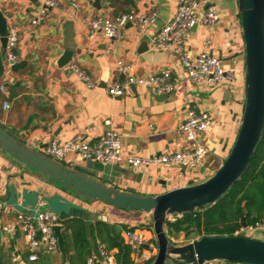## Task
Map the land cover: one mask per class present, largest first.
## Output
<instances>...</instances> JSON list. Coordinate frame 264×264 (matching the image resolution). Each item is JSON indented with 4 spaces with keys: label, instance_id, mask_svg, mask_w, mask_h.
Instances as JSON below:
<instances>
[{
    "label": "crops",
    "instance_id": "crops-1",
    "mask_svg": "<svg viewBox=\"0 0 264 264\" xmlns=\"http://www.w3.org/2000/svg\"><path fill=\"white\" fill-rule=\"evenodd\" d=\"M40 1L0 0V10L9 26L16 27L19 32V62L13 65L6 52L2 53L0 37L3 64L0 127L31 147L42 150L55 138L64 141L83 136L90 143H97L110 128L105 123V119L110 118L111 126L122 137L125 152L145 157L185 149L189 144L177 134L179 125L190 111H208L212 122L203 134V140L209 149V157H216L213 165L218 168L222 164L237 138L245 108V41L237 0L215 3L219 21L211 28L195 26L186 44V51L195 56L209 37L213 52L222 58L226 69L233 71L230 80L215 86L191 83L179 54L172 49L154 47V35L175 14L177 0H101L100 6L94 5L95 0H58L57 6L48 8L44 21L34 25L31 19ZM132 10L147 14L156 12L157 18L143 29L128 23L121 37L114 42L113 53L107 55L106 47L111 40L103 33L90 37L89 21ZM68 25L73 32L71 59L65 47ZM117 58L131 63V73L137 76L171 70L176 89L167 94L137 86L122 97L112 96L106 86L121 77ZM71 63L85 69L97 87H88L81 81L72 71ZM4 102L8 103L7 108L3 107ZM63 159L67 167H81L89 176L139 194H160L196 182L177 184V179L190 177L192 173L179 169L172 171L170 166L135 168L126 163H111L100 170L77 153H69ZM154 185H160L161 190L152 192L157 188ZM55 198H59L56 213L51 209ZM71 207L83 209L84 217L73 218L85 222L89 219L88 228L95 226L98 220L114 226L124 243L127 228L142 229L147 237L156 239L152 230L139 227L146 223L149 213L118 208L101 200L82 201L49 181L41 171L29 168L18 157L0 148V231L7 233L1 236L0 243L4 264H85L88 253L99 246L109 249L97 240V245L93 242L90 251L82 256L70 243L65 256L60 249H42L38 259L30 260L32 250L25 235L20 230L15 233L5 230L20 213L33 215V211L47 210L59 217L60 211ZM73 218L61 222L63 234L65 223ZM192 240L174 241L184 245ZM109 250L116 258L118 248Z\"/></svg>",
    "mask_w": 264,
    "mask_h": 264
},
{
    "label": "built area",
    "instance_id": "built-area-1",
    "mask_svg": "<svg viewBox=\"0 0 264 264\" xmlns=\"http://www.w3.org/2000/svg\"><path fill=\"white\" fill-rule=\"evenodd\" d=\"M32 17L34 25H40L49 7L58 5V0H41ZM76 5V4H75ZM157 13L150 14L140 11H127L115 17H95L89 21V36L94 37L98 33L107 36L111 43L106 47L107 55L113 53V44L122 34L123 28L131 23L139 29L145 28L154 22ZM219 21L217 5L213 0H177V10L173 17L154 35V47L158 50L172 49L180 55V60L188 78L193 84H207L215 86L230 80L234 73L226 69L222 58L211 49V40L207 37L203 43V49L195 56L186 51L192 29L197 25L211 28ZM19 44V32L16 27L9 26L6 44V54L9 62L13 65L19 62L17 47ZM118 73L121 75L111 81L106 90L112 96L122 97L128 94L133 87H144L155 90L158 93H171L176 89V84L171 70L148 75H134L131 73L133 65L121 58L116 59ZM72 71L77 74L81 81L88 87H97L92 76L76 63L70 64ZM1 90L5 88L1 86ZM4 108L8 103L4 102ZM212 122L208 111H190L189 115L179 125L177 134L184 137L189 144L185 149L169 150L149 156H138L126 153L122 137L117 129L112 127L110 118L105 123L110 126L97 143H90L83 136L61 141L57 138L51 140L42 151L50 157L58 160L63 159L69 153H77L86 160H97L104 164L126 163L131 167H149L152 165L176 167L179 170L185 168L207 169L206 158L209 153L208 147L203 140V134ZM179 215H172L169 220H175ZM58 216L47 210H38L36 215L31 213H20L17 220L5 228L6 232L15 233L21 231L28 239L32 253L30 260L38 259V252L42 249L47 251H58V236L54 231ZM256 230L264 231V220L256 221L254 224H243L234 231L233 235L251 236ZM40 231V237L37 236ZM253 237V236H251ZM124 240L131 247V256L134 264H147L154 259L158 253L157 239L146 236L142 229L127 228L124 231ZM86 264H120L111 250L99 246L86 258ZM204 264H242L225 259H214Z\"/></svg>",
    "mask_w": 264,
    "mask_h": 264
},
{
    "label": "water",
    "instance_id": "water-1",
    "mask_svg": "<svg viewBox=\"0 0 264 264\" xmlns=\"http://www.w3.org/2000/svg\"><path fill=\"white\" fill-rule=\"evenodd\" d=\"M237 1L245 41L244 114L229 155L207 179L200 182L191 181L186 186L176 187L160 194H139L117 188L83 171L67 167L42 150L22 142L2 127H0V148L18 157L29 168L44 173L49 181L60 183L62 188L73 190L76 195L86 200H101L118 208L151 213L158 253L150 264H204L214 259L243 264H264L262 239L246 235H208L184 245H177L170 239L165 229V223L170 215L194 213L198 208H204L221 199L249 168L251 157L254 156L264 132V0ZM100 3L101 0H95L94 5L100 6ZM8 31L7 18L0 10L3 54L6 52ZM66 31L65 47L71 59V50L74 49L71 25H68ZM92 165L100 170L105 168V164L97 160H93ZM84 215L83 209L77 207L59 213V223L54 226V231L58 236L59 249L64 256L66 240L61 222ZM242 221L243 225L247 226L245 218ZM90 222L89 219L86 220L87 225H90ZM6 234L0 231V243L1 236ZM40 235L38 231L37 236ZM0 264H4L1 255Z\"/></svg>",
    "mask_w": 264,
    "mask_h": 264
},
{
    "label": "trees",
    "instance_id": "trees-1",
    "mask_svg": "<svg viewBox=\"0 0 264 264\" xmlns=\"http://www.w3.org/2000/svg\"><path fill=\"white\" fill-rule=\"evenodd\" d=\"M2 70L0 52V74ZM243 218L247 224L264 220V132L254 156L251 157L249 168L221 199L204 208H198L194 213H184L175 220H167L165 229L171 240L180 233H184L189 240L208 235H233L243 224ZM71 220L65 223L67 250L72 243L80 255L85 256L92 243L97 245V240H100L109 249L118 248L116 259L120 264H134L131 247L123 242L114 226L98 220L95 226L88 228L83 219Z\"/></svg>",
    "mask_w": 264,
    "mask_h": 264
},
{
    "label": "rangeland",
    "instance_id": "rangeland-1",
    "mask_svg": "<svg viewBox=\"0 0 264 264\" xmlns=\"http://www.w3.org/2000/svg\"><path fill=\"white\" fill-rule=\"evenodd\" d=\"M213 1L216 4L221 3V0H213ZM11 155H13V154H11ZM214 159H216L215 156L210 155V157H209V154L207 155V158H206L207 169H203V168H201V169L185 168L184 171L186 173L187 172H191L192 174L190 175V177L189 176L180 177V179L176 180L177 181L176 183L177 184H179V183H189L190 180H195L196 182H200V181H203V180L207 179L217 169V165H213ZM58 161H60L63 164L67 163L64 159H58ZM87 161L91 164L92 160H87ZM77 168H79L77 170L83 171L82 170L83 168H81V167H77ZM176 169H178V168L171 167L172 171H175ZM169 184H171V182H168V185ZM57 185H59L61 187L60 183H57ZM153 187H157V188L152 189V192H158L159 190H161L160 185H158V186L154 185ZM65 190L68 191V193H70L72 196H75L76 198L82 199V201L86 200L84 197L76 195L73 190H69V189H65ZM58 199L59 198L52 199V204H54V208H51V209H52V212H54V213L58 212V208L56 207V201ZM87 201H89V200H87ZM71 205L77 206L75 203H72V202H71ZM147 213H149V212H147ZM33 215H36L35 211H33ZM145 222H146L145 224H140L139 227L152 230V232L154 234V237L156 238L154 230H153V219H152V214L151 213H149L146 216ZM243 234L244 235H248V233H243ZM251 236H253L254 238H258V239L260 238V239L264 240V231L256 230ZM173 238H172V241L174 243L179 241V240H182L183 242H186V241L188 242L189 241V239L186 238L184 233H180L178 236L173 237ZM174 240H177V241H174ZM150 263H151V261L149 263H147V264H150Z\"/></svg>",
    "mask_w": 264,
    "mask_h": 264
},
{
    "label": "bare ground",
    "instance_id": "bare-ground-1",
    "mask_svg": "<svg viewBox=\"0 0 264 264\" xmlns=\"http://www.w3.org/2000/svg\"><path fill=\"white\" fill-rule=\"evenodd\" d=\"M170 216H172V215H170ZM170 216H169V217H170Z\"/></svg>",
    "mask_w": 264,
    "mask_h": 264
}]
</instances>
